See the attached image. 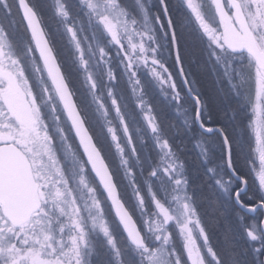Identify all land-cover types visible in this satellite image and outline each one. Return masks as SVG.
I'll list each match as a JSON object with an SVG mask.
<instances>
[{
	"label": "snow or ice",
	"instance_id": "1",
	"mask_svg": "<svg viewBox=\"0 0 264 264\" xmlns=\"http://www.w3.org/2000/svg\"><path fill=\"white\" fill-rule=\"evenodd\" d=\"M0 14V264H264V0Z\"/></svg>",
	"mask_w": 264,
	"mask_h": 264
},
{
	"label": "trees",
	"instance_id": "2",
	"mask_svg": "<svg viewBox=\"0 0 264 264\" xmlns=\"http://www.w3.org/2000/svg\"><path fill=\"white\" fill-rule=\"evenodd\" d=\"M201 76V84L205 89H210L213 87V79L211 75V70L210 69H203L200 72Z\"/></svg>",
	"mask_w": 264,
	"mask_h": 264
},
{
	"label": "rangeland",
	"instance_id": "3",
	"mask_svg": "<svg viewBox=\"0 0 264 264\" xmlns=\"http://www.w3.org/2000/svg\"><path fill=\"white\" fill-rule=\"evenodd\" d=\"M0 15H2V14H0Z\"/></svg>",
	"mask_w": 264,
	"mask_h": 264
}]
</instances>
